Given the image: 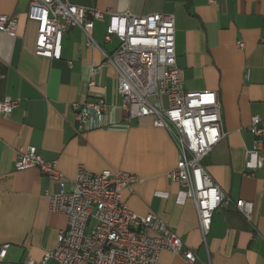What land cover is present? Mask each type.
<instances>
[{"label":"crops","instance_id":"1","mask_svg":"<svg viewBox=\"0 0 264 264\" xmlns=\"http://www.w3.org/2000/svg\"><path fill=\"white\" fill-rule=\"evenodd\" d=\"M68 1L113 14L174 17L184 90L215 92L220 102L225 136L202 165L227 200L214 212L204 243L193 201L166 177L176 167L178 150L165 129L134 122L128 129L76 133L71 104L88 100L85 86L93 67H101L96 91L105 95L108 119H121L114 70L103 66L99 49L87 48L79 29L64 33L60 60L36 56L37 26L27 18L29 0H0V16L17 19L15 37L0 32V103L18 101L8 116H0V248L7 247L0 264L41 260L67 226L65 215L48 209L58 183L37 169L14 168L28 147L56 163L65 192L79 166L92 174L111 170L138 176L133 194L121 193L129 210L138 217H160L194 251L197 264H264V168L253 176L244 169L245 151L253 142L250 120L259 116L264 124V0ZM107 25V15L95 22L93 38L111 53L119 43L116 38L104 42ZM238 200L252 203L249 222L236 211ZM158 264L185 263L162 251Z\"/></svg>","mask_w":264,"mask_h":264},{"label":"built area","instance_id":"2","mask_svg":"<svg viewBox=\"0 0 264 264\" xmlns=\"http://www.w3.org/2000/svg\"><path fill=\"white\" fill-rule=\"evenodd\" d=\"M108 16L104 42L118 40L107 53L93 38L95 22ZM27 18L37 26L36 56L60 60L62 37L69 29L81 30L88 49H99L103 66L114 70L121 98V119L110 121L105 95L96 91L101 67H93L86 81L88 100L71 104L78 134L92 130L128 129L135 122L165 129L175 143L178 159L166 177L184 189L193 201L202 240L210 231L212 216L227 197L212 181L202 161L225 136L221 106L215 92L185 91L184 76L175 55V25L172 15L113 14L71 4L68 0H29ZM16 17L0 16V32L15 37ZM239 49L243 43H237ZM17 100L0 103V116H8ZM253 137L245 151L244 169L249 176L264 168V124L254 116L247 127ZM16 171L37 169L58 183V192L49 197L48 209L65 215L67 226L58 233L56 247L39 261L24 264H158L162 251L180 257L185 264H197L194 251L157 215L138 217L122 199V191L133 194L140 182L136 175L104 170L92 174L79 166L71 190L65 192L63 176L55 162H46L34 147H28L14 164ZM236 211L251 220L253 205L238 200ZM6 246L0 248L4 259ZM209 264V263H208Z\"/></svg>","mask_w":264,"mask_h":264}]
</instances>
